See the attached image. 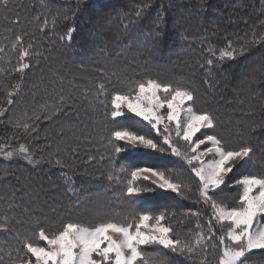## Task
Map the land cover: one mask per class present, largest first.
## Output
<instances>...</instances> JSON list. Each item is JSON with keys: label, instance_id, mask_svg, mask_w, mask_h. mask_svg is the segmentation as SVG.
<instances>
[{"label": "trees", "instance_id": "1", "mask_svg": "<svg viewBox=\"0 0 264 264\" xmlns=\"http://www.w3.org/2000/svg\"><path fill=\"white\" fill-rule=\"evenodd\" d=\"M262 4L264 0H10V8L19 13L22 23V28L15 31L26 32L25 47L32 43L43 55L38 67L33 60L34 66L23 77L0 75V85H16L11 105L6 102L4 87H0V217L15 215L23 219L26 208L33 213H45L51 207L61 212L63 206L77 201L83 205L79 212L83 216L86 207L110 198V204L120 210L121 205L115 206L114 198L122 185L115 178L110 181L108 174L122 177V168L142 163L135 156L130 159L132 150L120 153L109 163L102 143L96 144L88 134H80L77 146L66 152L68 140L76 136V131L67 132V125L76 130V102L82 99L76 92L77 80L87 76L102 79L105 70L128 69L131 73L140 67L162 70L183 65L175 69L174 78L183 76L191 80L199 99L206 98L219 111H230L231 118L240 114L249 123L245 129L250 124L257 126L251 142L261 150L260 158L256 157V169L264 173V133L259 128L264 125V43L249 44L234 59L220 60V51L229 41L239 52L240 45L250 40L253 31L264 34V13H258ZM8 15L14 18L12 12ZM158 15L162 22L157 24ZM4 16L0 9V44L10 45L11 38L5 39L9 33L4 30L8 26ZM69 29H74L71 40L67 39ZM149 36L151 39H147ZM7 60L8 55L3 54L0 65ZM208 60L213 63L209 65ZM12 63H16L14 56ZM209 70L212 75L205 83ZM61 92L65 99L72 97L74 106L70 102L58 107ZM82 107L85 112L87 106ZM37 115L41 119L35 121L36 131L31 134L16 127L24 121L32 123ZM120 119L124 125L129 123L125 117ZM61 128H65L66 134L57 141ZM21 145L34 156V164L19 155ZM63 147L66 157L63 151H53ZM8 151L14 153L13 157L5 155ZM101 155H105L104 160ZM156 156L158 162L154 165L160 167L162 157L158 152ZM56 159L68 166L57 165ZM185 195L164 190L142 193L135 198V207L168 213L165 223L182 236H189L190 230L195 233L196 219L206 230V221L213 216L212 208L198 201L196 189ZM190 209L200 216H192L189 222L184 212ZM10 244L14 245L11 234L0 230V254ZM145 251L166 258L170 264H193L162 246L148 245ZM259 258L264 260V255Z\"/></svg>", "mask_w": 264, "mask_h": 264}, {"label": "snow or ice", "instance_id": "2", "mask_svg": "<svg viewBox=\"0 0 264 264\" xmlns=\"http://www.w3.org/2000/svg\"><path fill=\"white\" fill-rule=\"evenodd\" d=\"M261 7L264 8V4ZM0 9L8 22L4 30L9 37L5 39L11 38L10 45L0 44V59L3 54L8 55L6 63L0 65V75L23 77L25 71L34 66L33 60L37 61L35 66L38 67L43 53L32 43L25 47L27 33L15 31L17 27L22 28V23L19 13L10 8V0H0ZM10 12L14 14L13 19L8 15ZM161 22L162 17L158 15L156 23ZM73 31L68 30V40ZM257 42L264 43V34L256 31L251 33L247 43L240 45L239 52L229 41L220 51V60L234 59L246 51L249 44ZM13 56L15 64L12 63ZM207 63L211 65L213 61ZM211 75L209 70L205 83ZM0 87L5 89L6 102L13 104L16 85ZM81 96L87 106L85 115L88 119L80 134H88L89 138L92 133L98 136L109 163L120 153L138 147L183 156L197 180V199L210 205L213 216L206 221V230L198 219L194 234L190 230L189 236L180 235L165 223L168 213L138 210L135 198L158 190L183 196L191 190V184L182 178L183 174L155 165L124 167L122 177H114L112 172L108 174L110 181L115 178L122 185L114 198L121 205L120 210L107 201H97L86 207L81 216L79 212L83 205L77 201L63 206L61 212L52 209V216L33 213L26 208L23 219L15 215L0 217V230L9 232L15 245L10 244L8 250L0 254V264H170L166 258L146 252L142 246L148 245L162 246L193 264H256L252 255L254 250H264V173L250 171L235 181L238 194L231 207L209 194L210 190L226 184L237 165L243 167L252 161L255 150L249 137L255 135L256 125L250 126L246 135L242 128L223 121L209 108H198V89L191 80L183 76L161 80L151 76L147 68L144 75L135 70L130 73L128 69L105 70L101 82ZM70 102L74 106L72 97L65 99L61 92L58 107ZM128 114L147 122L149 131L124 126L120 118ZM40 119L37 115L32 123L24 121L16 127L31 134L36 131L35 121ZM259 128L264 133V125ZM75 131L71 124L67 125V132ZM65 134V128H61L59 137L63 139ZM181 141L187 145L185 150L180 147ZM5 155L11 158L14 153L8 151ZM19 155L29 164L35 163L34 156L24 145L20 146ZM100 159L104 160L105 155ZM55 163L68 166L60 159ZM188 215L200 216L199 212L191 211Z\"/></svg>", "mask_w": 264, "mask_h": 264}, {"label": "rangeland", "instance_id": "3", "mask_svg": "<svg viewBox=\"0 0 264 264\" xmlns=\"http://www.w3.org/2000/svg\"><path fill=\"white\" fill-rule=\"evenodd\" d=\"M252 12H254V11H252ZM258 13H259V15L261 13H264V8H260L258 10ZM258 13L256 12L257 16H259ZM261 17L264 19V16H261ZM84 59H86V58H84ZM87 59H89V58H87ZM181 67H183V65H178V67L176 66V68L173 65L172 69H170V67L169 68H163L162 70H160L156 67L149 68V69L147 68V69L149 70V74L153 77H158L161 80H170V79H174L175 69L176 70L181 69ZM145 68L146 67H140L136 72L140 73V75H144V69ZM176 77H179V76H176ZM225 79H227V78H225ZM101 80L102 79L100 76H96V77L87 76L86 78H84V80L78 79L77 80L78 87L76 88V92L79 94V98H82L81 93L86 91L88 88L95 86L93 82L100 83ZM209 103H211V102L208 101L206 98L201 97L200 99H198L196 106L198 108H209L210 110L215 112L223 121H225V122L230 121L231 124H235L236 126L242 128V130L245 129L246 125H249V123L247 121H245V120H243V118H241L240 114H237L235 116V118H231V117H229V114L231 113L230 111H228V112H227V110L226 111H224V110L219 111L215 106H210ZM76 106L81 111V112H79V115H77V112H76L74 115V119H73L74 123L76 124V136L73 137L70 141L68 140V142H67L68 146H67L66 152H68V151L70 152L71 151L70 147H72L73 145L77 144L80 141V138L82 136H79L80 135L79 131L82 132L84 130V124L87 122V119H88L87 116L85 115V112H82V109H83L82 106H86L83 103V99H79L76 102ZM238 112L239 111H234V113H238ZM243 112L245 114L249 113V111H243ZM81 113H83L84 115H81ZM125 120H128L127 122H129V123L127 124L128 126L127 125H124V126L129 127L130 129H136V130H139L141 132L149 131V127L147 126V122L143 121L139 117H135L132 114H128L125 117ZM243 123H245V124H243ZM250 126H251V124H250ZM247 131H248V129L244 130L246 135H247ZM197 135H199V133ZM90 139L93 142H95L96 144L101 142L100 138L98 136H96L94 133L91 134ZM249 139L251 142L252 141L251 137H249ZM59 140H61V138L57 137V141H59ZM75 146H77V145H75ZM180 147L182 150H185L187 148V145H185L181 141ZM253 147H254V145H253ZM262 147H263V152H264V144L262 145ZM131 150H132V152H131L132 156L130 159H132L135 156L134 158H136V161L142 162V163L136 164V166H153L155 162H158V160L155 159V158H158L156 156L157 152H155L153 150L145 149L142 147H138V148L131 149ZM254 150H255L254 153H256L254 155L255 167L252 169V167H253L252 161H250L248 164L243 165V167H241L240 165H237L234 168L233 172L229 174L230 178L227 180L225 185H222L218 189L209 191V194L212 195L215 200L223 203L226 206L231 207L234 203L235 198L237 197V194H238V186L235 184V181L238 178H240L243 174H247L250 171L256 172V173H263L262 169H256V165H259V163H257V161H256V157H257V159L260 158L259 152L261 150L258 148V146L254 147ZM53 151L54 152L60 151L61 153L63 151V155H64L63 157H66L64 147L60 148V149H54ZM127 152L129 153V151H127ZM143 153H145V155ZM68 154H71V153H68ZM158 155L161 156L162 157L161 159L163 160V163L160 167H166V168L173 169V170H176V171L182 173L183 174L182 178L186 179L187 182L191 184V190L186 191V193L191 192L193 189H197V186H198L197 180H196V178H194V174H192L190 172V167L187 164V161L183 158V156H175V155H172L171 153H164V154L158 153ZM146 163H148L150 165H148ZM263 167H264V165H263ZM185 196L189 197L188 195H185ZM43 199L45 201L46 196H43ZM110 201H111V198L107 200V202H109V203H110ZM114 205L119 206L118 203H114ZM204 205H209V204L204 203ZM52 209L53 208L51 207L50 209L46 210L45 213L42 212V214L49 216V214H51ZM190 211L192 213H194L192 209H190ZM188 213H189L188 211L184 212L185 216L188 219L187 221L190 222L192 220V216H194V215H188ZM50 216H52V214ZM175 216H177V215H175ZM195 221L197 223V219ZM195 224H194V226H195ZM39 243H41V246H45L43 242H39ZM157 246H159V245H157ZM142 247L145 250L147 248V246H142ZM148 252L153 254L154 256H157L155 253H153V252H155L154 250H153V252L152 251H148ZM252 255H253V260L256 262V264H260L261 261H264L261 258H259L261 255H264V250H254V253ZM258 255H260V256H258Z\"/></svg>", "mask_w": 264, "mask_h": 264}]
</instances>
